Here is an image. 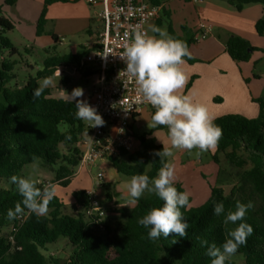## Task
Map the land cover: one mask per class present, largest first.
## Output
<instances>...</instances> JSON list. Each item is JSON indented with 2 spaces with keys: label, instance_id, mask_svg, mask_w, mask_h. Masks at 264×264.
<instances>
[{
  "label": "trees",
  "instance_id": "1",
  "mask_svg": "<svg viewBox=\"0 0 264 264\" xmlns=\"http://www.w3.org/2000/svg\"><path fill=\"white\" fill-rule=\"evenodd\" d=\"M65 1L68 0H43L36 20V34L44 30L48 7ZM228 1L237 10L249 3H259L264 8V0ZM3 2L13 5L15 0ZM164 20L168 21V32L174 38L185 41L188 47L196 41L194 35L181 37L176 34L166 8L156 22L157 27ZM13 27V23L2 15L0 2V32ZM254 28L257 34L264 35V17L256 20ZM181 29L187 33L185 26ZM52 37L56 40L55 35ZM257 49L264 53V47L257 48L238 35L229 36L225 42V51L237 62L248 61L252 51ZM5 50H9V54L17 52L15 46L0 34V180L6 183L0 188V264H46L43 251L61 237L71 246L63 264H210L207 246H201L200 240L219 246L227 229L234 227L226 226L222 216L213 214V203L219 201H223L226 210L234 208L236 201L253 202L254 207L245 217L253 234L235 254L242 255L244 264H264V100L260 97L252 98L259 109L254 117L234 112L214 117V123L222 129V136L213 157L222 152L231 166L241 170L228 193L222 184L210 185L209 196L204 202L197 206L189 203L187 210L181 209L189 224L186 237L170 233L158 240L148 238V230L137 220L149 209L160 206L162 201L155 195L142 196L132 207L114 208L109 222L101 221L98 214H85L89 201L84 189L72 192L75 215L63 213V202L56 195L49 203L46 215L38 217L25 209L22 219L9 220L8 209H14L22 200L10 177L18 175L24 165L35 159H41L50 167L57 165L55 178L61 186H66L75 174L81 155L79 143L83 133L88 131L85 122L75 117V101L72 104L64 98L53 97L49 87L39 98H34L32 92L40 79L52 76L60 65L72 64L85 75L80 62L90 49L81 46L75 53L45 58L43 68L34 76L29 75L21 85L11 83L15 77V61L3 57ZM184 59L188 63L194 62L193 58ZM133 134L139 140V148L132 152L121 150L109 161L115 171L126 176L144 174L151 179L163 166L155 155L163 147L149 134ZM100 227L103 228L101 232ZM6 228L8 231L4 230ZM226 264H233V261L229 258Z\"/></svg>",
  "mask_w": 264,
  "mask_h": 264
},
{
  "label": "rangeland",
  "instance_id": "2",
  "mask_svg": "<svg viewBox=\"0 0 264 264\" xmlns=\"http://www.w3.org/2000/svg\"><path fill=\"white\" fill-rule=\"evenodd\" d=\"M0 2L2 4V15L7 17L14 25L12 29L0 32V34L6 37L17 49L14 54H9V50H5L3 57L15 61L13 69L15 77L11 83L16 82L19 85L29 75L34 76L37 70L43 68L45 58L65 53H75L81 46L90 44L94 38V32L100 30L102 25L100 18L95 14V12L101 10L99 3L92 4L87 0H68L53 3L48 7L44 30L38 35L36 34V20L42 10L41 0H16L13 5L5 4L3 0H0ZM167 3L172 12L170 21L176 34L181 37L194 35L196 38V41L189 46L194 62L181 66L186 73L187 81L183 89L180 90L183 94L192 95L195 101L196 98L200 97V91L208 89L210 86L212 75L209 72L211 70L210 64L207 62L210 58L206 57H209L211 51L215 49L214 46L209 48L207 45L209 38L214 35V30L203 38L199 37V34L196 33L197 24L200 20L208 22L206 16L223 18V21L229 20L230 16L222 11L219 15L218 9L230 7L227 0H198L195 3L192 0H168ZM208 23L212 26V23ZM182 26L187 28V33L182 31ZM159 27L168 32V21L164 20ZM150 33H152L151 30ZM168 34L170 33L168 32ZM52 35L56 36V40L53 39ZM253 53L255 59L249 65L250 70L246 79L253 95H257L258 98L264 100V53L259 49ZM80 73L79 70H75L72 64L65 65L63 72L56 70L50 76L54 82H57L49 86L51 95L55 98H64L67 93H71L73 88L79 86L83 89V96L77 99H87L91 78L89 75ZM64 77L68 78L67 81L63 79ZM254 106L258 114L257 104L254 103ZM152 112H154L152 106L145 107L140 115L131 122V129L135 134H149L155 143L163 147V145L169 143L167 128L163 125L154 129L149 127ZM243 113L249 115L248 110ZM88 123L90 122H85L86 125ZM88 131L84 132L83 136H87ZM173 151L174 156L168 158L167 163L174 165L176 187L180 191L190 193V205L192 206H197L208 198L210 185L222 184L226 193H228L237 179L238 172L241 170L231 166L222 152H218L216 158H214L215 149L202 153L199 158L194 155L196 149L193 150V155H189L187 150ZM56 168L57 165L50 167L45 165L41 159H35L24 165L18 175H31L33 178L55 183L57 187L56 195L63 202L62 211L71 215L76 214L72 192L80 189L85 190L84 187L86 186L97 191L96 199L101 209L105 211L100 218L103 222L111 221L110 216H113L111 210L119 208L121 205L127 207L130 201L129 197L120 196V193L112 191L117 189L124 191L132 176H126L115 171L107 159L95 161L89 166L84 165L80 168L77 166L74 176L71 177L66 186H61L56 181ZM98 171L105 174L100 182L105 183L104 188L101 184L97 185L96 183L95 176ZM5 186V181L1 179L0 188ZM105 189L110 192L101 193ZM153 195L145 191L142 196ZM113 197H115L114 200ZM4 230L8 231V228ZM99 231H103V228L100 227ZM70 248V244L62 237L50 243L48 249L43 251L47 258L46 264H63L68 258ZM230 259L233 264H244V258L241 254H234Z\"/></svg>",
  "mask_w": 264,
  "mask_h": 264
},
{
  "label": "clouds",
  "instance_id": "3",
  "mask_svg": "<svg viewBox=\"0 0 264 264\" xmlns=\"http://www.w3.org/2000/svg\"><path fill=\"white\" fill-rule=\"evenodd\" d=\"M151 32L155 35H149L140 26L134 27L120 58L126 65L125 73L135 81L139 100L150 104L154 109L149 127L154 129L163 125L167 128L169 143L155 152L163 165L157 175L151 179L144 174L133 175L126 184L127 196L132 203L137 202L145 191L162 201L160 206L149 209L137 220L139 225L148 230L150 240H158L161 236L168 237L170 233L186 237V229L189 227L181 209L187 210L190 193L177 189L175 167L164 161L174 156L173 150H187L189 155H193V150L196 149V158L214 150L222 136V129L214 123V117L210 115L206 105L195 102L192 95L180 91L187 81L181 65L185 63V57L192 58L187 43L154 25L151 26ZM54 83L57 82L52 77L38 81V86L32 92L33 97L39 98ZM82 96L83 89L77 86L64 99L72 104L75 101L77 119L90 122L91 126H102L104 120L96 108L87 99H77ZM10 182L15 185L22 200L15 204L14 209H8L9 220L22 215L25 209L38 217L47 214L48 205L57 194L55 183L45 182L31 175L16 174L10 177ZM253 207L251 201H236L234 208L228 210L223 201L213 203V214L222 216L226 226L234 227L227 229L226 237L219 246L200 240L201 246H207L206 255L210 258V264H226L238 248L247 242V238L253 234V228L245 217Z\"/></svg>",
  "mask_w": 264,
  "mask_h": 264
},
{
  "label": "built area",
  "instance_id": "4",
  "mask_svg": "<svg viewBox=\"0 0 264 264\" xmlns=\"http://www.w3.org/2000/svg\"><path fill=\"white\" fill-rule=\"evenodd\" d=\"M197 2L198 0H192ZM89 3H99L101 10L98 16L101 28L96 40L89 48V52L80 62V67L91 78L87 101L94 106L102 116V126L87 124L89 131L83 136L78 167L89 166L95 161L109 160L118 156L121 150L132 152L139 147V140L130 129L131 122L147 106L146 102L139 100L134 79L124 71L125 63L120 58L134 27L149 35L151 26L161 17L166 6V0L153 2V0H87ZM196 33L205 37L211 32V25L203 20L197 24ZM129 35L126 36L125 34ZM103 172L98 171L95 176L97 185H100ZM89 205L85 210L87 216L104 215L99 205L97 191L86 189ZM23 218V214L18 216Z\"/></svg>",
  "mask_w": 264,
  "mask_h": 264
},
{
  "label": "crops",
  "instance_id": "5",
  "mask_svg": "<svg viewBox=\"0 0 264 264\" xmlns=\"http://www.w3.org/2000/svg\"><path fill=\"white\" fill-rule=\"evenodd\" d=\"M41 1L43 4V0ZM167 2L168 0H166L165 8L166 10H168L171 17L172 12L167 6ZM227 2L230 8L218 9V11L219 15L220 11H222L224 14L230 16L229 20L223 21V18H221V20L215 16H206L208 22L212 23V29L210 33H212V30H214V37L211 36V38H209L207 45L209 48L214 46L215 49L211 51L212 53L211 55H209V57H206L210 58L207 60V62H209L211 67V70L209 72H211L212 80L208 89L200 91V97L196 98L195 102L206 105L212 117L230 112L240 114L242 113L243 115H245V113L243 112L247 110L249 115L245 116L254 117L257 115V110L254 106V103L256 102H254L252 98H256L257 95H253L252 91L249 89V82L246 78L250 70L249 65L255 59V54L253 52L256 50L252 51L251 57L248 61L237 62L233 60L225 51V42L229 36L238 35L247 39L251 43V45L257 48L263 47L264 35H259L256 33L254 24L257 19L264 17V8L259 3H249L245 4L240 10H237L232 4L229 3L228 0ZM98 12H95L97 16ZM98 31L99 30H96L94 32L95 34L93 40L90 44L84 45L85 47L90 48L92 46V44L96 40ZM88 32H90V30H88ZM186 64L189 65L191 63L185 61L183 65ZM64 67L65 65H60L57 70L63 72ZM75 70L78 71L76 68ZM87 74L88 73L86 72L85 75ZM63 79L67 81L68 78L64 77ZM140 113L138 114V116L140 115ZM104 176L105 174L103 173V177ZM101 185L104 188L105 183L102 182ZM84 188L85 190L89 189V187L87 186ZM107 192L110 191L106 189L104 192L101 191V193ZM112 192L120 193V196H127V189H125L124 191L117 189L116 191ZM112 199L114 200L115 197H113ZM134 204L135 203L129 201L127 207H132ZM121 207L126 206L121 205Z\"/></svg>",
  "mask_w": 264,
  "mask_h": 264
}]
</instances>
